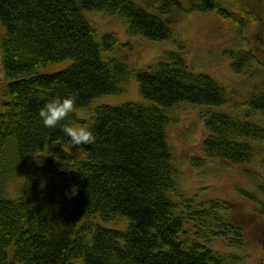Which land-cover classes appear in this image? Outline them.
Instances as JSON below:
<instances>
[{"label": "trees", "instance_id": "16d2710c", "mask_svg": "<svg viewBox=\"0 0 264 264\" xmlns=\"http://www.w3.org/2000/svg\"><path fill=\"white\" fill-rule=\"evenodd\" d=\"M154 1L152 9L133 0H0V61L8 91L0 112V264H243L239 256L209 246L222 238L241 247L239 226L213 205L186 204L184 212L171 198L177 192L176 168L166 109L180 103L219 108L228 102L223 86L190 70L178 52L167 50L136 71L138 93L148 103L100 104L88 118L70 114L64 123L91 125L94 145L73 148L60 126L47 129L39 119L38 110L54 95L78 92L75 107L83 106L121 91L127 78L122 58L101 57L117 39L107 33L95 40L85 10L119 13L128 35L156 41L172 39V20L160 14L174 10L215 11L232 21L242 38L254 21L249 10L237 13L222 0ZM67 58L72 61L64 69L40 71ZM230 58L238 72L261 64L251 49L232 51ZM243 106L247 112L264 110V92ZM201 117L207 132L202 149L209 157L247 163L256 143H264V127L255 122L220 109H207ZM10 149L15 169L7 171ZM5 172L20 177L15 197L6 195ZM244 173L264 197V179ZM46 174L52 177L45 181ZM243 193L264 216V199ZM120 217L127 219L123 229L103 224Z\"/></svg>", "mask_w": 264, "mask_h": 264}, {"label": "rangeland", "instance_id": "374dc122", "mask_svg": "<svg viewBox=\"0 0 264 264\" xmlns=\"http://www.w3.org/2000/svg\"><path fill=\"white\" fill-rule=\"evenodd\" d=\"M139 5L158 4L154 0H133ZM229 10L239 12L245 8L253 15L254 21L246 31V38L238 33V27L230 20L221 19L215 11L185 13L174 10L171 14H160L163 18L170 16V28L173 37L169 41L150 40L140 35H128L127 20L119 13H107L98 10H85L84 17L94 28V38L100 41L102 36L111 33L116 43L110 49H103V60L120 57L128 66V75L122 82V89L117 93H107L91 98L87 104L74 108L73 113L88 118L94 108L100 104H120L125 101L148 103L137 90L136 71L161 59L164 52H178L188 68L211 76L225 89L228 102L219 107H207L180 103L166 109V138L176 168L177 192L171 198L181 211L211 207L219 215L228 217L239 226L243 235L241 247L227 245L222 238H213L210 247L220 253L240 257L243 264H264V216L256 211L258 204L245 196L243 191L256 192L254 178L244 173L252 171L264 179V143H256V152L247 163H233L221 158L209 157L202 149V140L207 135L202 122V113L207 109H220L239 119L255 122L264 127V110L247 112L244 103L252 96L264 92V0H222ZM182 3L186 5L185 1ZM0 24V35L3 33ZM251 49L261 60V64L252 62L245 72L235 71L230 67L232 51ZM71 59L52 63L40 71L51 73L64 69ZM8 99L7 80L4 78L0 61V112ZM248 113V114H247ZM247 114V115H246ZM55 144L56 141H50ZM13 150H9L4 169H15ZM14 173V172H13ZM5 172L7 178L4 189L6 195L15 197L19 175ZM52 175H44L48 180ZM15 188V189H14ZM106 227L123 229L127 219L120 217L103 223Z\"/></svg>", "mask_w": 264, "mask_h": 264}, {"label": "clouds", "instance_id": "9594fccd", "mask_svg": "<svg viewBox=\"0 0 264 264\" xmlns=\"http://www.w3.org/2000/svg\"><path fill=\"white\" fill-rule=\"evenodd\" d=\"M79 99L78 92H69L66 95H54L45 101L38 110V116L43 126L47 129H55L60 126L63 134L69 138L73 148L83 144L94 145L96 136L91 125L81 123H64L71 121V115Z\"/></svg>", "mask_w": 264, "mask_h": 264}]
</instances>
